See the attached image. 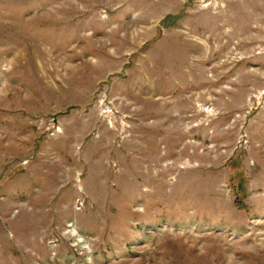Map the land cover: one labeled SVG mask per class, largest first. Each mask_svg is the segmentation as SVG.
I'll list each match as a JSON object with an SVG mask.
<instances>
[{
  "label": "rangeland",
  "instance_id": "374dc122",
  "mask_svg": "<svg viewBox=\"0 0 264 264\" xmlns=\"http://www.w3.org/2000/svg\"><path fill=\"white\" fill-rule=\"evenodd\" d=\"M0 264H264V0H0Z\"/></svg>",
  "mask_w": 264,
  "mask_h": 264
},
{
  "label": "crops",
  "instance_id": "0c3cea01",
  "mask_svg": "<svg viewBox=\"0 0 264 264\" xmlns=\"http://www.w3.org/2000/svg\"><path fill=\"white\" fill-rule=\"evenodd\" d=\"M61 137H63V136H61ZM115 140H116V138H115ZM157 143H158V145L153 144L152 145L153 147H150V148L159 150L160 143L159 142H157ZM73 144L70 143L68 140H66V138L62 139L61 145L59 146V150H62V151L64 150L65 153L69 152L70 150L74 151L75 147L76 146L78 147V145L80 143H78V141H77V143L73 142ZM112 145H113V143L110 144V146H112ZM58 156L61 157V155H58ZM40 158H41V160H43L41 156H40ZM44 158H46V157H44ZM31 165H34V166H31L30 168H28L29 170L27 172H30V174L28 175L29 178L27 177V175H24L26 177L25 181L27 184L25 185L22 182L20 185V188L23 189L24 194L32 193L33 190H35V194H37L36 196L44 195V196L48 197L50 195H53L55 188L50 186V182L53 180L52 179L53 178L52 177L53 171L51 169L47 168L46 166L38 167V166H36L37 164H31ZM34 183H37L39 185V187H37L36 189H33ZM27 187H29L30 190L27 191L26 190ZM53 188H54V190H53Z\"/></svg>",
  "mask_w": 264,
  "mask_h": 264
},
{
  "label": "built area",
  "instance_id": "2783aa9c",
  "mask_svg": "<svg viewBox=\"0 0 264 264\" xmlns=\"http://www.w3.org/2000/svg\"><path fill=\"white\" fill-rule=\"evenodd\" d=\"M80 205H82V200L80 198H78L76 200V206L80 207ZM64 234L69 239H73L76 243H82L84 241V239L82 237H80L81 235L79 234L77 228L73 225L72 222H68L66 224Z\"/></svg>",
  "mask_w": 264,
  "mask_h": 264
}]
</instances>
